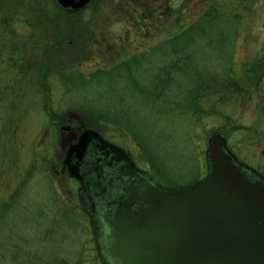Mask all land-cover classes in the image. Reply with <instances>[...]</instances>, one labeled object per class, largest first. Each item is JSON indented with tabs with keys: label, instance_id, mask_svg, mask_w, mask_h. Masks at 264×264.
I'll return each mask as SVG.
<instances>
[{
	"label": "rangeland",
	"instance_id": "1",
	"mask_svg": "<svg viewBox=\"0 0 264 264\" xmlns=\"http://www.w3.org/2000/svg\"><path fill=\"white\" fill-rule=\"evenodd\" d=\"M49 1L0 0V264L37 258L101 264L77 196L79 182L64 164L80 128L98 129L172 187L205 175L213 132L264 173V0H92L77 15H60ZM193 24L196 30L178 38L194 39L182 44L192 58L175 62L184 49L169 40ZM174 47L179 54H169ZM126 60L131 72L109 69ZM175 65L184 66L183 74L173 73L163 93L155 90L162 105H171L150 109L143 96ZM101 68L104 79L118 72L110 103L118 102L125 119L137 117L135 136L101 123L104 130L73 107L83 100L92 107L108 95L79 91ZM200 88L211 97L200 108L190 106L189 96ZM225 90L238 93L222 96ZM110 103L102 101L98 110Z\"/></svg>",
	"mask_w": 264,
	"mask_h": 264
},
{
	"label": "water",
	"instance_id": "2",
	"mask_svg": "<svg viewBox=\"0 0 264 264\" xmlns=\"http://www.w3.org/2000/svg\"><path fill=\"white\" fill-rule=\"evenodd\" d=\"M66 1L74 7L87 2ZM91 149L121 162L116 180L122 185L102 221L96 207L113 188L105 161L87 165ZM205 159L203 178L182 187L161 185L120 146L93 129L81 132L64 164L81 183L79 199L101 264H264V174L239 161L221 133L209 136Z\"/></svg>",
	"mask_w": 264,
	"mask_h": 264
},
{
	"label": "trees",
	"instance_id": "3",
	"mask_svg": "<svg viewBox=\"0 0 264 264\" xmlns=\"http://www.w3.org/2000/svg\"><path fill=\"white\" fill-rule=\"evenodd\" d=\"M49 2H50V5L53 8H56V10H57L56 12L60 13V15L61 14L67 15L66 14L67 12H65L62 9H60L59 7L57 8V6L53 3V1L50 0ZM78 12L74 11L72 13H68V15L69 14L77 15ZM58 13H57V15L54 14L53 17H57ZM46 14H49V13H46ZM46 14H45V16L48 17V15H46ZM189 27L190 28H185V30L180 32L178 35L174 36V38L169 40V43L171 45H177V46H181L182 44L186 45V43H185L186 41L193 43L194 39L191 36L188 37L189 39H193V40H190V41H188L189 39H187V40H181V39L179 40L178 39V38H180L182 36V34H185V32L187 34V32L191 28L195 27V25L193 24V25H191ZM196 29L197 28L195 27L194 30H196ZM182 49H184V53L185 54L181 58H175L176 59L175 62H179L181 60H183V61L185 60L188 63V61L192 58V56H191L192 51L185 49L184 46H183ZM177 52L179 54L178 48L174 47V48H171V50L169 51V54L173 55V54H176ZM175 62H173V63H175ZM187 63L184 65L185 67H188ZM184 66H178V65L171 66L170 67V69H171L170 73L167 74L166 77H165V75H162V76L160 75V76L156 77L157 82H156V85L154 86L153 90H151L150 92L148 91V93L145 96H143L144 97L143 100L146 101L147 104L149 103L150 109H154L155 107H157L158 110H160L161 107L168 105L167 102L170 104V102H171L170 100H165V101H163L164 105H162L161 101L164 98L163 97H159L160 94L156 93L155 90L159 89L160 93H163L166 90V87L169 86V82H171L174 79V76L172 74L173 73L176 74V72L183 74L182 70H183ZM110 68L116 69V70L118 68H121L125 72L127 70L131 72L130 66L128 65V61L127 60L122 62V64H120V65H118V64L117 65H112V66L109 67V69ZM104 69L105 68L97 69L98 71L96 70L94 72L93 76L86 77L85 78L86 82L85 83L81 82V84H83V86L79 89V91L90 90L93 93L94 92H99L101 95H102V91H104L108 95L104 96V100H102V101L110 103L111 99L116 98L115 95H111L110 93H112V92H114V90H116L115 86H116V81H117L116 79H117V76H118V72L116 71L114 73V77L111 80L104 79L103 77H101L102 75L98 74V72L102 73V71H106ZM132 72H133L132 74H127L126 78L131 77L136 72V69L133 68ZM66 77H70V76H66ZM71 77H73V76H71ZM162 77H164L163 80L161 79ZM244 82H249V80L246 78V80ZM63 83H65L68 86L69 90H67V92H72L74 90V86L71 83H69L67 80L63 81ZM157 83H160V85H158ZM235 84H236V81H235ZM222 85L226 89V85L224 83ZM132 86L133 87H137L138 89H141V91L145 89L142 86L140 87V83H138V82L137 83L134 82V85L132 84ZM217 86L220 88L221 84L218 83ZM224 88H222V89H224ZM94 89H96V91H94ZM97 89H99V90L97 91ZM205 89L200 88L199 95L195 94V93H197L196 90H195L191 94V96H189L190 99L188 101H189V105L190 106H194V107L200 108L201 100L203 98L209 99L211 97L210 95L207 94L209 91L206 92ZM222 89L220 88V91ZM108 91H110V92H108ZM234 93L237 94L238 92H235V91L234 92H232V91L226 92V90H225V92H221L222 96H225V95L234 96ZM161 95H163V94H161ZM117 98L120 100L121 103H124L125 97H124L123 94L119 95ZM102 101H101V99H99V101H97L96 105H93L92 107H88L87 105H84L85 101L83 100L82 103L80 102L79 104H76L73 107L78 109V111L82 112L85 117H88L90 119L91 122H95L97 125H99L102 128H105V126H114L115 128L123 129V131H125V133L133 134V136H135L136 133H138L136 127L138 126V123H140V121L137 119V117L132 118V116H131L130 119H125L126 118V117H124V116H126L125 112L119 110V107H118L119 104L117 102V99H116V102H117L116 105L113 104V103H110V104H107L105 107L104 106L100 107V109L98 110V104L102 103ZM157 101H158V103H157ZM93 107H97V108H93ZM100 111H103V112H100ZM58 115H59V113L57 112L56 116H58ZM101 123H103L105 126L102 125ZM96 130L98 131V129H96ZM104 130H106V128ZM140 131H141V129H140ZM141 147H143V146H141ZM151 150L152 149H150V153L149 154H153V153H151L152 152ZM22 188L23 187H21V185H20L19 189H22ZM26 254L27 253H25V255ZM25 255H23V256H25ZM26 258H27V260H29L28 254L26 255ZM55 258L56 257H52L51 259H55ZM49 260H46V258H37V261L36 262L32 261L31 264H58L57 263V258L55 259L56 263H52L51 261L49 262Z\"/></svg>",
	"mask_w": 264,
	"mask_h": 264
},
{
	"label": "flooded vegetation",
	"instance_id": "4",
	"mask_svg": "<svg viewBox=\"0 0 264 264\" xmlns=\"http://www.w3.org/2000/svg\"><path fill=\"white\" fill-rule=\"evenodd\" d=\"M51 1H53V3L57 6V8L59 7L60 9H62V10H64L65 12H67L66 14H68V13H72V12H78L79 10H81V9H83V8H85L86 6H88L89 4H90V1H92V0H89L87 3H85V5H83V6H77V7H74V6H71V5H67V6H65V5H63V2H67L66 0H51ZM130 8V7H129ZM57 11V10H56ZM134 18V17H133ZM95 149V148H94ZM92 150V152H93V155H94V159H96L97 161H101V159H102V161L99 163L100 165H102V163H103V161H105V165H104V167H103V169L105 170V177H106V179L110 182L109 183V186L111 187V188H113V189H111V195L110 196H108V197H105V198H103V197H101V201H106L105 202V206H111V208H113L112 207V203L111 204H109L110 202H112L113 201V198L116 200V195H117V189H116V186L117 185H119V186H121L122 185V183H119L118 181L119 180H116V177H117V175L120 173L119 172V169H120V165H121V162H119V161H117L116 160V158H112L111 157V154H106V152L104 151V154H99V155H96V152L93 150V149H91ZM243 161V160H242ZM256 168V167H255ZM256 169H258V168H256ZM260 171V170H259ZM260 172H262V171H260ZM263 173V172H262ZM122 179L124 180V181H126L127 180V177H122ZM110 180H113V182H111ZM105 199V200H104ZM107 201H109V203L107 204ZM103 202V203H104ZM98 206V205H97ZM99 208V209H98ZM110 209L108 208L107 209V211H105V209H104V206H99V207H96V211H97V214H98V217L100 218L101 217V221L103 220V216L104 215H106V214H108V211H109ZM105 223L106 222H104V227H103V223H101L100 225H101V227H103V230H104V228H105ZM100 229V228H99ZM102 236V232L100 233V237ZM102 238V237H101ZM104 238L105 237H103L102 238V240L101 241H103L104 240Z\"/></svg>",
	"mask_w": 264,
	"mask_h": 264
}]
</instances>
